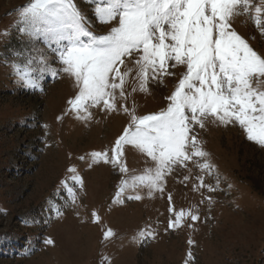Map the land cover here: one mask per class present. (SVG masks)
Segmentation results:
<instances>
[{
    "label": "rangeland",
    "instance_id": "obj_1",
    "mask_svg": "<svg viewBox=\"0 0 264 264\" xmlns=\"http://www.w3.org/2000/svg\"><path fill=\"white\" fill-rule=\"evenodd\" d=\"M29 2L0 0V264H264V147L248 141L239 126L197 129L215 165L214 175L189 163L166 177L163 195L157 192L149 198L143 189L142 200L114 204L121 174L103 163L89 168L88 159L79 157L110 148L128 117L93 108V120L85 124L64 115L76 88L62 72L55 78L46 75L40 89L17 82L5 59H15L12 50L31 49L28 37L14 26L16 9ZM74 2L92 21L96 34H105L112 26L96 22L93 5ZM233 27L264 54V37L250 20L237 17ZM5 30L10 34L2 35ZM36 47L44 46L37 42ZM44 50L52 66L60 68L55 55ZM173 71L177 75L165 77L162 85L150 84L148 94H133L128 106L134 100L138 115L165 107L164 97L171 94L184 69ZM58 116L63 118L57 120ZM125 160L130 174L153 167L131 146ZM70 166L76 167L84 186L76 188V204L64 206L66 193L62 189L59 196L56 193L61 180L69 177ZM185 175L191 177L187 182ZM200 175L210 185L218 175L220 190L193 191ZM169 193L175 210L198 211L199 220L187 219L183 227L167 229ZM207 196L212 197L211 204L203 199ZM50 199L60 205L63 215L47 210ZM94 211L98 222H93ZM146 226H151L155 238L137 242L136 233ZM109 228L115 235L105 241L103 232ZM48 238L52 244L45 243Z\"/></svg>",
    "mask_w": 264,
    "mask_h": 264
},
{
    "label": "snow or ice",
    "instance_id": "obj_2",
    "mask_svg": "<svg viewBox=\"0 0 264 264\" xmlns=\"http://www.w3.org/2000/svg\"><path fill=\"white\" fill-rule=\"evenodd\" d=\"M85 2L94 6L97 23L112 25L105 34L91 30L92 21L74 0H30L16 9L18 19L14 26L21 36L28 37L31 49L12 50L15 59H5V63L25 88L40 89L46 75L55 78L62 72L68 76L76 94L68 99L64 115H72L85 124L93 120V108L128 117L110 148L79 157L88 159L89 168L103 163L121 174L114 204H123L125 199L142 200L143 189L149 198L157 192L163 195L166 177L177 167L187 168L189 163L201 173L214 175L215 165L210 162L197 129L207 130L209 125L239 126L248 141L264 147V54L254 50L233 27L237 17H244L264 37V0ZM9 34L7 30L2 33ZM37 42L44 47H36ZM45 48L55 55L60 68L52 66ZM177 68L184 71L171 94L164 97L165 107L138 115L134 100L128 106L133 94H148L150 84L162 85L165 77L177 75L173 71ZM62 118L58 116L57 120ZM41 127L47 129L46 124ZM128 146L146 156L153 167L130 174L125 160ZM67 171L70 175L61 180L56 193L59 196L61 189L66 193L64 206L69 202L75 205L76 188L84 186L75 166ZM190 178L185 175L183 182ZM195 179L198 183L193 184V191L220 190L218 175L215 185L206 184L204 175ZM203 199L213 202L211 196ZM168 201L167 229H179L187 219L199 220L198 211L175 210L171 193ZM48 204L50 213L63 215L55 201L50 199ZM92 217L93 222L99 221L95 211ZM187 226L192 228L193 224ZM114 235L109 228L103 232V239L107 241ZM155 235L151 226H146L134 239L142 242ZM45 243L53 241L48 238ZM188 243L192 245L194 241L189 239ZM187 255L191 258V251Z\"/></svg>",
    "mask_w": 264,
    "mask_h": 264
}]
</instances>
